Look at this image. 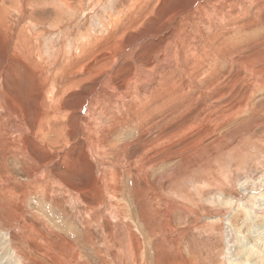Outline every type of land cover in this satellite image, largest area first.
Listing matches in <instances>:
<instances>
[{
    "label": "rangeland",
    "instance_id": "374dc122",
    "mask_svg": "<svg viewBox=\"0 0 264 264\" xmlns=\"http://www.w3.org/2000/svg\"><path fill=\"white\" fill-rule=\"evenodd\" d=\"M0 52V264H264V0H0Z\"/></svg>",
    "mask_w": 264,
    "mask_h": 264
},
{
    "label": "bare ground",
    "instance_id": "6f19581e",
    "mask_svg": "<svg viewBox=\"0 0 264 264\" xmlns=\"http://www.w3.org/2000/svg\"><path fill=\"white\" fill-rule=\"evenodd\" d=\"M0 53H1V52H0ZM17 58H18V57H17ZM8 67H9V66H8ZM4 69H5V68H3V67L1 66V68H0V73H1L2 71H4ZM66 82H67V81H66ZM38 88H39V86L36 87L37 93H38V91L40 90V88H39V89H38ZM35 105H37V104H35ZM34 107H35V106H34ZM34 134H35V133H34ZM31 142H32V141H31ZM35 146H36V145H35ZM46 148H47V147H46ZM72 152H73V151H72Z\"/></svg>",
    "mask_w": 264,
    "mask_h": 264
}]
</instances>
